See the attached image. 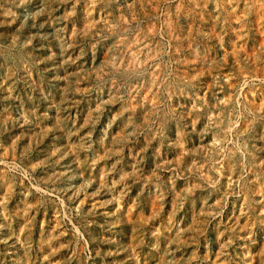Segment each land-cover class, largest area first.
I'll list each match as a JSON object with an SVG mask.
<instances>
[{"label":"rangeland","instance_id":"374dc122","mask_svg":"<svg viewBox=\"0 0 264 264\" xmlns=\"http://www.w3.org/2000/svg\"><path fill=\"white\" fill-rule=\"evenodd\" d=\"M0 264H264V0H0Z\"/></svg>","mask_w":264,"mask_h":264}]
</instances>
